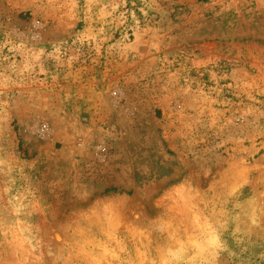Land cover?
<instances>
[{
	"label": "rangeland",
	"instance_id": "374dc122",
	"mask_svg": "<svg viewBox=\"0 0 264 264\" xmlns=\"http://www.w3.org/2000/svg\"><path fill=\"white\" fill-rule=\"evenodd\" d=\"M0 264H264V0H0Z\"/></svg>",
	"mask_w": 264,
	"mask_h": 264
},
{
	"label": "bare ground",
	"instance_id": "6f19581e",
	"mask_svg": "<svg viewBox=\"0 0 264 264\" xmlns=\"http://www.w3.org/2000/svg\"><path fill=\"white\" fill-rule=\"evenodd\" d=\"M251 220H253V218L251 217Z\"/></svg>",
	"mask_w": 264,
	"mask_h": 264
}]
</instances>
